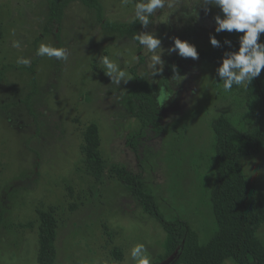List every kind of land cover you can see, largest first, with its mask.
I'll use <instances>...</instances> for the list:
<instances>
[{
	"label": "rangeland",
	"instance_id": "rangeland-1",
	"mask_svg": "<svg viewBox=\"0 0 264 264\" xmlns=\"http://www.w3.org/2000/svg\"><path fill=\"white\" fill-rule=\"evenodd\" d=\"M98 1L104 20L132 22V3ZM48 2L0 0V264H36L38 211L50 208L57 222L54 264H135L130 252L137 244L145 246L151 264H173L176 254L165 257L164 230L110 170L121 166L140 176L165 220L188 221L200 244L214 234L211 122L224 116L246 131L253 119L244 88L225 93L212 64L168 49L174 38L198 53L209 49V37L216 34L214 17L223 18L222 13L182 0L183 7L158 12L148 28L139 24L137 33L151 32L161 40V72L148 77L152 54L132 37L103 30L95 12L79 1L64 9L56 31L47 24ZM17 40L19 49L12 47ZM258 42L264 43V33ZM41 44L65 48L67 60L37 56ZM116 50L132 77L118 87L99 61ZM18 57L35 63L33 72L31 65L17 64ZM132 72L160 84L155 125L142 128L121 104L133 83ZM89 123L99 129L100 180L89 175L81 151ZM242 166L264 192V147L243 159ZM257 237L264 245V225Z\"/></svg>",
	"mask_w": 264,
	"mask_h": 264
},
{
	"label": "trees",
	"instance_id": "trees-1",
	"mask_svg": "<svg viewBox=\"0 0 264 264\" xmlns=\"http://www.w3.org/2000/svg\"><path fill=\"white\" fill-rule=\"evenodd\" d=\"M74 1L94 11L103 30L130 37L137 33L138 22L117 24L104 20L102 5L98 0H49L48 26H55L58 31L64 9ZM2 37L0 28V42ZM214 38L220 42V47L211 45L209 49L200 51L198 56L217 69L225 53L238 50L239 36L227 32L216 33ZM225 41H230V46ZM34 64L29 68L31 71ZM132 73L133 83L121 104L142 128L155 125L159 119L156 93L160 84L150 83ZM244 91L245 106L253 119V125L248 130H238L224 116L211 122L215 136V181L210 190V202L216 231L207 243H199L198 235L188 221L181 218L165 220L153 196L145 190L140 176L121 166H113L110 170V174L128 189L146 214L164 230L165 257L176 254L173 264H222L227 258H231L235 264H264V245L257 237L264 225V192L246 177L242 166L243 159L260 154L264 147V69ZM83 139L81 151L89 175L100 180L104 174V161L99 151V129L96 124L89 123L85 127ZM38 220L36 264H54L57 232L54 211L51 208L38 211Z\"/></svg>",
	"mask_w": 264,
	"mask_h": 264
},
{
	"label": "clouds",
	"instance_id": "clouds-1",
	"mask_svg": "<svg viewBox=\"0 0 264 264\" xmlns=\"http://www.w3.org/2000/svg\"><path fill=\"white\" fill-rule=\"evenodd\" d=\"M129 3L133 5L134 17L132 23L138 22L145 29L151 23L156 22L158 12L161 13L166 8L169 10L174 8L177 11L183 7L182 0H122V4L125 6ZM196 3L219 8L223 18L219 15L214 17V31L216 33L224 31L232 33L235 31L243 34L238 39V50L224 54V58L216 69V75L219 81L222 82V89L225 93H231L234 86L247 88L254 78L260 76L262 69H264V43L258 42L260 35L264 33V0H196ZM172 13L169 11V16ZM191 14L195 15V12ZM132 39L138 42V45L146 52L152 54L151 71L148 77L159 75L161 72L159 66L162 64L161 40L151 32L135 33ZM209 42L213 47H220V42L213 36L209 37ZM224 43L229 46L231 44L230 41ZM12 47L19 49L21 47L20 41H13ZM157 50H160L159 54H156ZM168 51L170 53L176 52L182 58L198 59L195 46L178 38L173 39V46ZM36 55L39 57L47 56L57 61H66L68 58L65 48H55L46 44H41L38 47ZM122 55L119 50H116L112 55L99 56L104 75L116 87L132 79L126 68L121 66ZM132 59L135 60L137 57L133 56ZM17 64L30 67L31 60L18 57ZM173 72H176L175 66H173ZM174 79L180 82L182 78L175 76ZM159 91L166 93L165 89ZM168 98L169 96L164 101ZM130 256L135 264H151L150 255L143 244L135 245L131 249ZM224 264H234V261L227 258Z\"/></svg>",
	"mask_w": 264,
	"mask_h": 264
}]
</instances>
